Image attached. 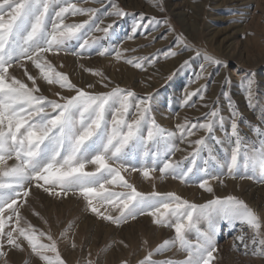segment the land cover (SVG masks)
Here are the masks:
<instances>
[{"label":"snow or ice","instance_id":"obj_1","mask_svg":"<svg viewBox=\"0 0 264 264\" xmlns=\"http://www.w3.org/2000/svg\"><path fill=\"white\" fill-rule=\"evenodd\" d=\"M94 2L103 3V0ZM108 2L111 10L105 15H127L114 0ZM97 11L96 8H79L72 0H0V258L6 255L3 251L5 242L23 251V245L18 242L22 238L31 252L46 264H65L51 235L44 232L37 235V230L30 224L21 226L20 208L27 204L33 182L35 187L43 188L52 196L79 193L92 213L118 227L138 216L148 215L157 226L173 229L174 239L165 240L139 264H211L215 259L213 253L217 251L214 223L217 219L227 221L233 227L239 222L251 229L254 233L251 244L255 245L252 255L264 256V233L261 232L264 221L244 200L229 195L195 204L172 192H140L125 179L122 173L129 171H139L144 178L153 179L152 173L158 169L162 178L171 177L184 183L203 173L199 187L213 193L209 181L220 177L211 175L210 167L219 166L226 169L228 176L255 179L264 184V142L259 147L250 145L248 138L241 134L237 122L241 114L231 107L227 93L225 96L231 107L229 121L219 109L213 108L203 122L185 121L176 126L177 132H172L156 122L150 95L132 100L135 93L118 86L110 92L92 94L73 84L68 75L56 70L46 54H68L71 43H75L79 51L73 50L72 54L78 57L95 49L100 56L114 52L117 60L122 58L119 50L101 42L112 38L113 25L101 27L103 20L96 18ZM77 15L88 19L80 23L65 22ZM160 23L167 22L157 21L154 17L145 21L141 15L133 24V35L127 38L133 39L136 32L147 30L149 24ZM97 32L104 35L97 37ZM177 43L184 44V51L194 50L185 44L183 37H177ZM179 54L169 50L165 58ZM196 54L200 55L199 51ZM144 59L129 58L125 63L144 69ZM156 59H148V63L154 64ZM204 60L212 65L221 64L211 55H205ZM25 62H31L38 70V75L33 76L25 68L31 87L9 73L10 68L24 67ZM203 72L202 67L197 80L203 78ZM93 74L103 76L100 72ZM38 79L75 94L57 93L58 100L38 95ZM252 83L248 80L246 87L249 107L253 106ZM206 90L207 86L197 90L199 100H204ZM197 92L187 93L184 103L187 104ZM217 128L224 132L223 139L215 136ZM200 130L209 135L188 140ZM252 131L264 139V130L253 126ZM177 136L181 143L187 141L190 146L194 145L193 150L179 161L173 159L175 153L182 150L176 143ZM210 141L221 146L223 158ZM13 159L15 163L8 166L7 162ZM132 161H138L140 166L132 165ZM89 166H93L91 170H88ZM109 185L127 191H112ZM105 206L119 209V214L112 216L107 213V208L101 212ZM5 212H8L7 216ZM204 222L207 227L202 229ZM193 235L194 239H190ZM41 237L51 243H42ZM237 239L244 249H248L243 235ZM172 248L184 253L185 259L163 262L152 259L154 254ZM44 252H53L56 256L53 259ZM88 264L93 262L90 260Z\"/></svg>","mask_w":264,"mask_h":264},{"label":"rangeland","instance_id":"obj_2","mask_svg":"<svg viewBox=\"0 0 264 264\" xmlns=\"http://www.w3.org/2000/svg\"><path fill=\"white\" fill-rule=\"evenodd\" d=\"M72 2L79 8H96V18L103 20L101 27L113 25L110 30L112 38L101 42L122 53V58L117 60L114 52L112 55L100 56L95 49H91L78 57L72 52L79 49L75 43H71L68 54H46L56 70L68 75L77 87L97 94L110 92L118 86L134 92L132 100L150 95L152 115L156 122L172 132H177L176 126L185 121L203 122L213 108L219 109L220 114L229 121L231 107H235L241 114L237 121L239 131L248 138L250 145L259 147L264 142L252 131L253 126L264 130V0H114L127 13L123 17L105 15L111 10L108 0H103V3L94 0ZM141 15L145 21L154 17L157 21L167 23L149 24L147 30L138 31L133 39H128L133 35L134 22ZM87 19V16L77 15L65 22L80 23ZM95 35L102 37L104 34L97 32ZM177 37H183L185 44L194 50L184 51V44L178 45ZM169 50L180 54L165 58ZM197 51L200 55L196 54ZM205 55L215 57L221 64L207 63ZM129 58H146L143 60L145 68L137 69L125 63V59ZM151 58H157L154 64L148 63ZM184 61L188 63L184 64ZM202 67L203 78L197 80ZM25 68L31 75H38V70L31 62H25L24 67L16 65L9 69V73L31 87ZM93 72H100L103 76L94 75ZM226 80L228 83H225ZM248 80L253 82L252 107H249L246 95ZM37 85L40 88L37 94L51 100L59 99L57 93L64 96L75 94L40 79ZM202 86H207V90L204 100H199L197 90ZM190 92H197V95L185 104L184 98ZM225 93L231 98V107ZM208 135L200 130L188 140L194 141ZM215 136L223 139L224 132L217 128ZM175 139L182 150L176 152L173 159L183 160L194 145L190 146L187 141L181 143L178 136ZM210 143L223 158L221 146L215 145L214 141ZM14 163V159L7 162L8 166ZM132 165L140 166L138 161H132ZM92 167L89 166L88 170ZM122 174L140 192H172L195 204H204L215 197L234 195L244 200L264 221V184L255 179L233 178L227 175L225 168L219 166L210 167V174L220 177L209 181L213 193L199 187L203 173L190 177V182L184 183L171 177L162 178L158 169L152 173L153 179L144 178L139 171ZM108 187L112 191H127L111 185ZM27 201L20 208L23 217L21 226L30 224L37 230V235L39 232L51 235L65 264H88L90 260L93 264H122L123 261L139 264L150 251L154 252L165 240L175 237L173 229L157 226L148 215L138 216L118 227L92 213L79 193L52 196L44 192L43 188L35 187V182L30 186ZM106 208L112 216L119 214V209L107 206L102 207L101 212H105ZM7 215L8 212H5ZM214 223L217 251L213 253L215 259L211 264H264V256L252 255L255 245L251 244L254 235L251 229L239 222L234 227L219 219ZM206 227V222L201 224L202 229ZM5 231H8L7 226ZM261 232L264 233V227ZM241 235L248 243V249H244L242 242L237 239ZM189 238L194 239V235ZM18 242L23 245V251L4 243L6 255L0 258V264H46L31 252L26 241L21 238ZM41 242L51 243L46 237H41ZM43 254L53 259L56 256L53 252ZM152 259L157 262L180 261L185 259V254L172 248L162 254H154Z\"/></svg>","mask_w":264,"mask_h":264},{"label":"bare ground","instance_id":"obj_3","mask_svg":"<svg viewBox=\"0 0 264 264\" xmlns=\"http://www.w3.org/2000/svg\"><path fill=\"white\" fill-rule=\"evenodd\" d=\"M118 38V37H115V39ZM114 40V39H113Z\"/></svg>","mask_w":264,"mask_h":264}]
</instances>
